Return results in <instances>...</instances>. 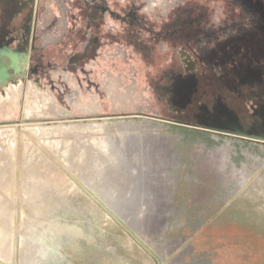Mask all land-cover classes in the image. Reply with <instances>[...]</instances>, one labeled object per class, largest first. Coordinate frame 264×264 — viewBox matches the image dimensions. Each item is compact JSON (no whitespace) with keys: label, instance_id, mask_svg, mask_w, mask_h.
Instances as JSON below:
<instances>
[{"label":"rangeland","instance_id":"rangeland-1","mask_svg":"<svg viewBox=\"0 0 264 264\" xmlns=\"http://www.w3.org/2000/svg\"><path fill=\"white\" fill-rule=\"evenodd\" d=\"M45 1L0 0L23 62L17 98L0 85V264L31 219L22 184L54 203L34 221L50 264H264V0H65L60 42L32 49ZM34 76L49 116L22 115ZM82 119L112 128L44 129Z\"/></svg>","mask_w":264,"mask_h":264},{"label":"bare ground","instance_id":"bare-ground-1","mask_svg":"<svg viewBox=\"0 0 264 264\" xmlns=\"http://www.w3.org/2000/svg\"><path fill=\"white\" fill-rule=\"evenodd\" d=\"M28 89H29V87H28ZM23 97H25V96H23ZM23 100L26 101L24 98H23ZM40 100H41V103L39 102ZM33 101L34 102L30 103L29 106H28L27 102L26 103L23 102V103H25L24 106H23V112H22L23 116H24V113L26 111H27L26 113H28V112L32 113L37 108H40V110H41V106L44 104L45 98L40 96V95H36L34 97ZM144 123H146V120L143 121L140 124H144ZM127 125H132V124H127ZM134 126H136V125H134ZM24 127L25 126H20V127H17V129L18 130L20 129L21 132H22ZM110 127H111L110 125L108 127V125L106 124V120L102 119L101 121L80 120V121H74V122H69V123L67 122L66 125L63 124L62 122H58V123H54V124L51 123V126H47L44 129H46L45 131H48V130L52 131L53 130V132H58V131H61V130H65L64 132H66L68 130H71V131L72 130H74V131L75 130H77V131L78 130H80V131L81 130L82 131H85V130L90 131L91 129L92 130L95 129V131H98V130L101 131L102 129H104V130L105 129H110ZM88 129H90V130H88ZM16 130L14 129V132ZM38 178H42L43 179V178H46V177L41 175ZM22 186L24 187V190H23V194L20 196L21 203H22V206H23L24 209L26 207L27 210L31 211L30 212L31 213L30 214L31 219H25L22 222V224L20 225L21 228H24L26 231L21 235L20 244H19V248H18V251H17V258L16 259L14 258V264H43V263L50 264L53 261L59 259L61 256H60L59 252L57 251V249L55 247L53 237L47 236L46 233H45V231L47 230V227H46V229H43V230L35 229L34 221L35 222H40L42 219H45L47 217H49V218L50 217H54V214H53L54 209H55L54 205H53L54 203L53 202L52 203H47L46 205H44L42 207L41 206L40 207H36L35 206V192L37 193V191H35V186L34 187L33 186L32 187L31 186L30 187L29 186L25 187L23 184H22ZM46 188L47 187H44L43 189L45 190ZM27 189H32L31 193H28V192L26 193ZM38 190H40V189L38 188ZM28 195L32 199L29 200L28 198H26ZM48 223H49V221H48ZM4 242H5L4 240L0 239V245L1 246L4 244ZM13 253H15V250H14Z\"/></svg>","mask_w":264,"mask_h":264},{"label":"flooded vegetation","instance_id":"flooded-vegetation-1","mask_svg":"<svg viewBox=\"0 0 264 264\" xmlns=\"http://www.w3.org/2000/svg\"><path fill=\"white\" fill-rule=\"evenodd\" d=\"M65 0H46L44 5L40 12H37L39 15V21H36L34 23V30H37V28H43L44 26H47L49 24H53V27H49L47 28L44 32L40 33V34H35L33 37V40H38L39 41V45H32V49H42L43 46L48 45V44H57L58 42H60V40L63 37L64 34V30H65V11H64V7L62 6ZM54 3L56 4V6L58 7L59 10V15H57V17H55L54 12L52 10V8L50 7V4ZM52 22V23H51ZM15 37L10 36V37H6L4 39V41L1 44H5L6 42L10 41H14ZM94 39L93 38H89L82 46V51L80 54L76 55L72 60H70L69 62H75L77 58L83 57L85 56L89 46L91 44H93ZM0 44V45H1ZM20 59V57H19ZM22 64L23 62L20 59V70L19 72H21L22 70ZM32 71L35 72V69L32 68ZM9 72L13 73L14 70L12 68H9ZM67 76V75H65ZM29 86L33 87L35 89V92L38 94H41L40 96L45 98L44 103L46 102L44 108H43V113L46 116L51 115V111H49L46 107L48 106V103L50 101V97L48 96V94L45 93V89H42L39 87V83L37 82V79H35V76L33 78H30L29 80ZM28 86V87H29ZM7 88H11L13 89V91L17 92V88H13V86L8 87L7 85L4 86V90L5 92L7 91ZM28 88H24L22 89V93L24 91H26ZM21 93V95H22ZM16 98H17V94H16ZM69 101H72V99H70ZM73 102V101H72ZM72 105L79 110L80 112H89L91 111V108L88 106L87 102L84 99H81L79 97L76 98V101L72 103ZM82 120H86V119H82Z\"/></svg>","mask_w":264,"mask_h":264},{"label":"water","instance_id":"water-1","mask_svg":"<svg viewBox=\"0 0 264 264\" xmlns=\"http://www.w3.org/2000/svg\"><path fill=\"white\" fill-rule=\"evenodd\" d=\"M10 41L0 45V85H6L11 77L9 68L14 70V73L20 70L19 52L17 49L9 47ZM5 58L9 59V63L5 62Z\"/></svg>","mask_w":264,"mask_h":264}]
</instances>
